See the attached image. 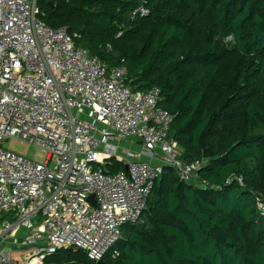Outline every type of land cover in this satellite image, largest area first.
<instances>
[{"label": "trees", "instance_id": "trees-1", "mask_svg": "<svg viewBox=\"0 0 264 264\" xmlns=\"http://www.w3.org/2000/svg\"><path fill=\"white\" fill-rule=\"evenodd\" d=\"M51 29L111 68L133 92L161 90L184 163L167 167L119 256L61 250L44 264H264V0H39ZM145 8L148 15L132 13ZM233 36L232 42H226ZM125 171L117 164L113 172ZM242 178V182L240 179Z\"/></svg>", "mask_w": 264, "mask_h": 264}, {"label": "built area", "instance_id": "built-area-1", "mask_svg": "<svg viewBox=\"0 0 264 264\" xmlns=\"http://www.w3.org/2000/svg\"><path fill=\"white\" fill-rule=\"evenodd\" d=\"M40 12L39 0H0V264H44L61 250L116 258L123 227L139 224L164 169L205 187L206 162L182 161L158 87L133 92L125 68L91 56ZM13 139L45 161L5 149ZM124 142L141 148L123 151ZM117 164L125 171L114 173Z\"/></svg>", "mask_w": 264, "mask_h": 264}, {"label": "rangeland", "instance_id": "rangeland-1", "mask_svg": "<svg viewBox=\"0 0 264 264\" xmlns=\"http://www.w3.org/2000/svg\"><path fill=\"white\" fill-rule=\"evenodd\" d=\"M122 147L124 148L123 151L127 149L133 152H137L141 148V146L137 144L133 147H130L129 143H125V142L122 144ZM4 148L11 150V151L18 152L21 155L25 156L26 158L31 159L38 163H43L46 159L45 152L41 150L40 148L27 144V143H23L15 139L6 141L4 143ZM133 225L136 226L138 224H133Z\"/></svg>", "mask_w": 264, "mask_h": 264}, {"label": "water", "instance_id": "water-1", "mask_svg": "<svg viewBox=\"0 0 264 264\" xmlns=\"http://www.w3.org/2000/svg\"><path fill=\"white\" fill-rule=\"evenodd\" d=\"M90 201L95 202V201H94V197H91Z\"/></svg>", "mask_w": 264, "mask_h": 264}]
</instances>
